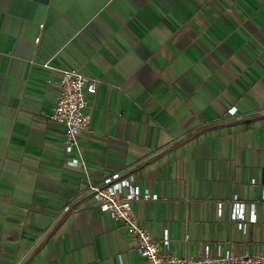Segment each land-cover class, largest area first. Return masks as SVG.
<instances>
[{
	"label": "crops",
	"instance_id": "0c3cea01",
	"mask_svg": "<svg viewBox=\"0 0 264 264\" xmlns=\"http://www.w3.org/2000/svg\"><path fill=\"white\" fill-rule=\"evenodd\" d=\"M66 68L99 84L86 168L51 119ZM116 172L166 253L264 254V0H0V264H142L91 195Z\"/></svg>",
	"mask_w": 264,
	"mask_h": 264
},
{
	"label": "built area",
	"instance_id": "2783aa9c",
	"mask_svg": "<svg viewBox=\"0 0 264 264\" xmlns=\"http://www.w3.org/2000/svg\"><path fill=\"white\" fill-rule=\"evenodd\" d=\"M40 38L37 39L39 41ZM60 81L57 83L59 96L51 119L66 128L65 152L69 156L66 165L86 168V161L81 157L80 135L86 131L92 121L89 111V96L98 92V81L86 76L77 68L60 69ZM236 108L230 110L231 114ZM103 212L115 221L129 228L137 244L142 264H264V254L245 253L211 255L207 248L205 254L198 259L181 258L166 253L164 248L170 244L169 232L165 231L162 244L158 243L151 231L142 224L137 216L134 204L143 201H154L158 195L151 190H142L135 184L133 175H122L119 172L106 177L102 184L90 187ZM224 204H220L222 208ZM264 210V190L262 193ZM232 218L240 221L239 228L245 229L246 205L236 202L233 206ZM256 205H250V221L257 222Z\"/></svg>",
	"mask_w": 264,
	"mask_h": 264
}]
</instances>
